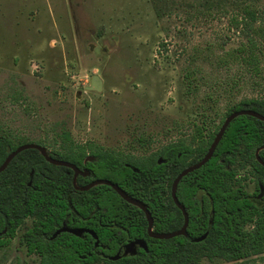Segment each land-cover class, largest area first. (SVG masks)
<instances>
[{"label": "rangeland", "instance_id": "rangeland-1", "mask_svg": "<svg viewBox=\"0 0 264 264\" xmlns=\"http://www.w3.org/2000/svg\"><path fill=\"white\" fill-rule=\"evenodd\" d=\"M256 2L264 27V0ZM193 5L200 4L0 0V135L54 151L68 134L75 144L143 158L187 140L196 124L219 123L241 98L264 97V55L259 74L220 61L246 40L231 20L234 7L196 17ZM245 175L249 166L236 178L253 192ZM30 222L0 248V264H40L22 242ZM203 264H264V253Z\"/></svg>", "mask_w": 264, "mask_h": 264}, {"label": "trees", "instance_id": "trees-1", "mask_svg": "<svg viewBox=\"0 0 264 264\" xmlns=\"http://www.w3.org/2000/svg\"><path fill=\"white\" fill-rule=\"evenodd\" d=\"M198 3L191 6L196 17L215 15L227 5L234 7L231 20L246 40L236 51H226L220 61L248 65L251 73L259 74L264 27L256 25L262 15L256 0ZM191 73L186 77L194 79ZM241 109L264 115V97L241 98L226 107L219 123L210 119L196 124L187 140L179 138L147 157L123 156L91 143L75 144L68 134L51 156L89 171L88 176L76 177L77 185L95 178L111 180L146 205L155 231H176L184 218L171 196L174 178L201 160L224 118ZM17 142L0 135V164L22 144ZM263 144L264 120L248 114L233 118L209 160L179 180L176 196L188 213V225L184 235L167 239L150 237L143 210L111 186L75 189L71 168L48 162L35 148L24 149L0 172V248L10 243L28 218L31 222L25 226L22 242L40 264H203V259L237 261L263 254L264 166L255 157V150ZM88 155L94 159L84 161ZM259 157L264 161V148ZM245 166L250 168L249 179L255 180L253 192L236 178ZM64 225L82 232H57ZM205 232L204 239L193 240ZM134 240L142 246L124 253L122 246Z\"/></svg>", "mask_w": 264, "mask_h": 264}, {"label": "water", "instance_id": "water-1", "mask_svg": "<svg viewBox=\"0 0 264 264\" xmlns=\"http://www.w3.org/2000/svg\"><path fill=\"white\" fill-rule=\"evenodd\" d=\"M96 79H97V76H94L93 79H92V84H96V87H94V88L99 90L100 86H99V83L96 82ZM91 88H93V87H91ZM241 114H248V115L254 116V117H256V118H258L260 120H264V115L260 114L257 111L251 110V109H241V110H236V111L231 112L229 115H227L224 118L220 128L216 132V134H215L210 146L208 147L206 153L201 158V160H199L198 162L183 168L177 174V176L174 178V180L172 182V185H171V196H172V199H173L174 203L176 204V206L181 210V212L183 214V218H184L182 226L176 231H168V232H157V231H155L153 229L152 216H151L149 210L147 209L146 205L143 202H141L140 200L128 195L120 186H118L116 183L112 182L111 180L104 179V178H95V179L91 180L89 183H87V184H85L83 186L77 185L76 184V177L78 175L86 176V175L89 174V171L86 170V169L85 170L84 169L83 170L79 169L74 163H71V162H69L67 160L56 159V158L51 157L48 154V151H47L46 147H44L43 145H40V144H37V143H33V142H28V143L19 145L14 150L9 152V154L5 157L3 162L0 164V172L3 171L6 168L8 163L12 160V158L17 153H19L20 151H22L24 149H27V148H35L42 154V156L48 162H50L52 164H55V165L67 166V167H69V168H71L73 170L72 184H73L75 189L86 190V189H88V188H90V187H92L94 185H97V184H106V185L111 186L125 201H127L129 203H132V204L138 206L140 209H142L144 214H145L146 220H147V233H148V235L150 237L158 238V239H167V238H171V237L178 236V235H184L186 233L189 217H188V213L186 212L185 208L180 204V202L177 199L176 186H177L179 180L184 175H186L187 173L199 168L200 166H202L203 164H205L209 160V158L212 156V154H213V152H214L219 140L221 139L226 127L230 123V121L233 118H235L236 116L241 115ZM263 148H264V144L259 146L255 150V157H256V160L260 164H262L264 166V161L259 157V151L261 149H263ZM93 159H94V157L91 156V155H88L85 158V160H93ZM60 231H70V232H73L75 234H80L82 232L81 229L74 230V229L67 228L65 225L62 226L57 232H60ZM88 232L92 233V231H88ZM206 235H207V232H205L202 236L194 238L193 240L194 241H200V240L204 239ZM140 245L142 246V242H140ZM134 251H135V249L133 251L126 250V251H124V253H128V252L129 253H133Z\"/></svg>", "mask_w": 264, "mask_h": 264}, {"label": "flooded vegetation", "instance_id": "flooded-vegetation-1", "mask_svg": "<svg viewBox=\"0 0 264 264\" xmlns=\"http://www.w3.org/2000/svg\"><path fill=\"white\" fill-rule=\"evenodd\" d=\"M18 147V146H17ZM48 151V154L51 156V153H53L54 151L51 149V150H47ZM11 152V151H10ZM52 157V156H51ZM53 158H55V157H53ZM56 159H61V158H56ZM84 161H86V160H84ZM77 166V165H76ZM79 169H81L79 166H77ZM72 170V169H71ZM83 170V169H82ZM85 170V169H84ZM90 174V173H89ZM88 174V175H89ZM88 175H86V176H88ZM72 178H73V170H72ZM27 220H30L31 221V219H26L25 220V222L27 221ZM61 228V227H60ZM68 228V227H67ZM78 228H76V229H74V230H77ZM24 231V230H23ZM23 231H22V233H23ZM17 232V231H16ZM15 235H16V233H15ZM77 235H79V234H77ZM15 237V236H14ZM133 244H136V247L137 246H139L140 245V241H136V240H134V241H127L123 246H122V249H123V251H126V250H129V248H128V246L130 245H133ZM136 247H135V249H136ZM129 253V252H128Z\"/></svg>", "mask_w": 264, "mask_h": 264}]
</instances>
